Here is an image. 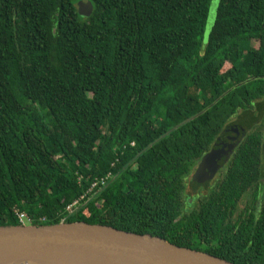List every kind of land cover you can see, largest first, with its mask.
Returning <instances> with one entry per match:
<instances>
[{
    "label": "trees",
    "instance_id": "1",
    "mask_svg": "<svg viewBox=\"0 0 264 264\" xmlns=\"http://www.w3.org/2000/svg\"><path fill=\"white\" fill-rule=\"evenodd\" d=\"M77 1L0 0V225L24 212L264 264L263 115L211 185L192 178L264 99V0H218L209 29V0Z\"/></svg>",
    "mask_w": 264,
    "mask_h": 264
},
{
    "label": "water",
    "instance_id": "2",
    "mask_svg": "<svg viewBox=\"0 0 264 264\" xmlns=\"http://www.w3.org/2000/svg\"><path fill=\"white\" fill-rule=\"evenodd\" d=\"M90 1L78 0L88 15ZM255 110L245 109L227 122L201 157L194 183H206L235 144L255 122ZM222 159V160H221ZM0 264H236L201 250L170 243L148 233L137 234L82 221L46 225H0Z\"/></svg>",
    "mask_w": 264,
    "mask_h": 264
},
{
    "label": "flooded vegetation",
    "instance_id": "3",
    "mask_svg": "<svg viewBox=\"0 0 264 264\" xmlns=\"http://www.w3.org/2000/svg\"><path fill=\"white\" fill-rule=\"evenodd\" d=\"M264 101V99H258L255 103H254V107H255V111L257 114V120L260 119V117L263 115V119H262V125H261V132H262V138H261V147H264V107H262V103H260V107L259 109L256 107L257 103ZM255 120V121H257ZM233 149V148H232ZM232 151V150H231ZM231 153V152H230ZM230 153L227 155L226 159L224 160V162L222 164H220L219 162V167L217 166V168H214L212 173L205 179L206 184L211 185L214 181V179H216L218 176H220V174L222 173L223 167L226 163V160L228 159ZM261 164H262V158H264V153L261 154ZM222 160V159H221ZM200 160L198 161V163L196 164V166L194 167V169H196V167L198 166ZM195 171V170H194ZM194 173V172H193Z\"/></svg>",
    "mask_w": 264,
    "mask_h": 264
},
{
    "label": "built area",
    "instance_id": "4",
    "mask_svg": "<svg viewBox=\"0 0 264 264\" xmlns=\"http://www.w3.org/2000/svg\"><path fill=\"white\" fill-rule=\"evenodd\" d=\"M131 144H133L131 142ZM105 182H106V177H100V178H94L90 184V187L89 189L91 188H95L96 185H98V188H100V186L102 187L103 185H105ZM97 188V187H96ZM83 195L80 196V198H82ZM77 203H78V200H74L72 203H70L69 205L66 206V209L67 210H71L73 207L77 206ZM17 217L18 219L23 222L24 220H27V223L29 224L30 221H28V218L26 216V214L24 212H18L17 213ZM25 222V221H24ZM26 223V222H25Z\"/></svg>",
    "mask_w": 264,
    "mask_h": 264
},
{
    "label": "rangeland",
    "instance_id": "5",
    "mask_svg": "<svg viewBox=\"0 0 264 264\" xmlns=\"http://www.w3.org/2000/svg\"><path fill=\"white\" fill-rule=\"evenodd\" d=\"M217 2H218V0H209L207 17H206V21H205V29H209V25L212 23V20L214 18V13H215ZM256 107L259 109L260 102L257 103ZM262 164L264 165V158H262ZM191 190H193V189L191 188ZM24 221L27 223V220H24ZM28 221H30V220H28Z\"/></svg>",
    "mask_w": 264,
    "mask_h": 264
},
{
    "label": "clouds",
    "instance_id": "6",
    "mask_svg": "<svg viewBox=\"0 0 264 264\" xmlns=\"http://www.w3.org/2000/svg\"><path fill=\"white\" fill-rule=\"evenodd\" d=\"M27 216V215H26ZM27 218H28V216H27ZM21 224H24V225H32L31 223H29V224H27V223H25L24 221L23 222H21V221H19ZM31 222V221H30Z\"/></svg>",
    "mask_w": 264,
    "mask_h": 264
},
{
    "label": "crops",
    "instance_id": "7",
    "mask_svg": "<svg viewBox=\"0 0 264 264\" xmlns=\"http://www.w3.org/2000/svg\"><path fill=\"white\" fill-rule=\"evenodd\" d=\"M195 170V169H194ZM194 172V171H193ZM76 207V206H75ZM28 220H30L31 221V219L28 217Z\"/></svg>",
    "mask_w": 264,
    "mask_h": 264
}]
</instances>
